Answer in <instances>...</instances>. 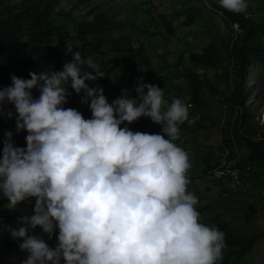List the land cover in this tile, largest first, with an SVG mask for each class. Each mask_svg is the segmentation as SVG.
<instances>
[{"label": "clouds", "instance_id": "1", "mask_svg": "<svg viewBox=\"0 0 264 264\" xmlns=\"http://www.w3.org/2000/svg\"><path fill=\"white\" fill-rule=\"evenodd\" d=\"M216 3L237 13L249 6V0ZM69 51L61 69L11 74L0 87V105H12L0 107V115L15 113L0 148V197L8 209L34 198L31 212L5 229L26 253L19 264H218L225 234L200 220L188 154L175 143L188 104L167 103L162 87L142 80L135 98L121 93L109 102L95 83L104 72L79 50ZM69 88L83 92L89 117L64 106ZM140 116L159 123L161 132L128 127ZM21 130L23 147L12 139ZM54 230L50 246L44 234L51 239Z\"/></svg>", "mask_w": 264, "mask_h": 264}, {"label": "trees", "instance_id": "2", "mask_svg": "<svg viewBox=\"0 0 264 264\" xmlns=\"http://www.w3.org/2000/svg\"><path fill=\"white\" fill-rule=\"evenodd\" d=\"M205 1L207 3L201 0L197 4L191 0H183L182 5L168 12L163 9L166 0H0V87L11 83V74L28 78L29 71L61 69L63 63L71 59L72 53L67 44L73 42V50H79L82 57H90L98 69L104 72L103 76L97 77L95 83L102 86L109 102L121 93L135 98L134 85L142 80L162 87L164 97L171 95L185 100L186 104L191 102L194 107L199 105L205 108L206 90L214 88L215 84L209 78L200 76L199 72L188 69L186 62L217 67L227 55L224 74L231 81L233 92L225 100L234 109L241 107L232 128V139L238 149L246 150L240 160L241 176L245 179L255 173L264 183V123L260 124L255 113L264 106V94H259L258 87L260 84L264 85L262 3L259 0H249L247 10L237 13L222 9L216 0ZM167 2L175 4V0ZM207 5L213 7L214 12L227 25L236 21L240 24L241 32L236 41L231 45L232 38L222 41L220 37H215L202 52H194L189 48L184 51L180 46L172 50V38L182 41V38H177L174 34L175 31L180 26L194 24L202 17L203 8L208 7ZM125 9L142 14H125L121 18V11ZM245 13L249 16L245 17ZM130 27L135 30V38L131 37L134 34L129 32ZM164 33L167 36L173 35L167 41L166 50L163 48L161 54L151 51L152 44H156L157 48L161 46L157 42L159 37H166ZM173 55H176L175 58ZM160 57L164 60L169 57V61L178 65L180 73L188 81V92H172V89L166 92L165 82L171 80L174 70H171L168 63L169 66L163 63L160 65V61L154 66L152 60ZM86 83L91 86L92 82ZM31 91L34 96H38L37 88L34 87ZM69 93L64 106L75 107L84 117H89L91 112L87 103L80 101L83 92L78 95L69 88ZM0 107L12 109L11 104ZM195 112L191 111L190 114ZM14 116V109L11 118L0 115V148L4 130H14ZM136 120L129 123L128 127L149 133L161 132V125L149 117L140 116ZM123 123L126 122H122L121 126ZM24 135V130L18 133L13 131L14 143L23 147ZM227 142L230 144L228 140H224L225 144ZM256 164L263 167V173H256ZM211 167L203 169L201 177H191L189 181L208 176L207 170ZM240 182L246 185L243 180ZM240 191L242 190L239 188L237 192ZM261 202H264V194ZM33 203L34 198H30L28 201H20L14 209H8L5 198L0 197V264H19L26 257V253L19 250L17 241L5 229L7 225H14L19 215L30 213ZM195 207L200 213L201 221L214 223L225 234V247L218 264H251L250 259L255 254L256 245L264 239V228L249 235L233 234L227 221L211 217L214 209L206 205ZM246 214L251 213L246 209ZM33 231L40 232L39 226ZM44 238L50 246H54L56 231L54 230L51 239L46 234Z\"/></svg>", "mask_w": 264, "mask_h": 264}, {"label": "rangeland", "instance_id": "3", "mask_svg": "<svg viewBox=\"0 0 264 264\" xmlns=\"http://www.w3.org/2000/svg\"><path fill=\"white\" fill-rule=\"evenodd\" d=\"M183 0H175V4H171L169 2L164 3L163 9H166L168 12H172L175 10V7L182 5ZM262 3V10H264V0H259ZM192 3L200 4L201 0H191ZM207 3V1L204 0ZM134 4V3H133ZM132 4V6H133ZM130 6V7H132ZM208 7L203 8V15L200 19L196 20V22L190 26H180L176 31L175 35L177 38H182V41L172 38V50L176 48V46H180V49H184V51H188V48L194 52H202L204 47L214 40L215 37H220L222 41H225L232 36V32L230 26L227 25L221 17L214 12V8L210 5ZM219 13V12H218ZM125 14L139 16L136 11H132L131 9H125L121 11V18ZM264 15V13H261ZM125 20V19H124ZM162 29V28H161ZM129 32L132 35V38H135L136 35L135 30L130 27ZM161 36V35H160ZM166 37H159L157 44L161 46L157 48L156 44H152L151 51H157V53H162L163 48L167 47V41L169 38L173 37V35L167 36V33H164ZM236 41V40H235ZM233 38L230 40L231 45L235 42ZM183 42V43H182ZM70 50L72 49L73 42L67 44ZM177 55V54H176ZM176 55H173L174 58ZM169 59V57H167ZM167 59V61H168ZM159 60V59H157ZM228 56L225 55L223 57V62L220 66L212 68L211 66H207L206 64H199V63H191L190 61L186 62L187 68H191L195 72H199L200 76L208 77L206 74H211L210 77L213 80H216L218 86H224L222 89L225 91L221 93V95H214V98H209L206 105H207V115L213 116V111L218 109V113L222 112L223 114L228 113L232 116L236 115V109L232 108V106L227 103L225 100L231 92H233L232 83L229 82L228 77L225 76L224 70L227 67ZM259 69L262 67L257 66ZM177 70H180L178 66ZM182 69V68H181ZM180 73V71H178ZM181 74V73H180ZM175 76V75H174ZM174 81L176 82L175 77H173ZM171 85H174L173 83ZM226 86V88H225ZM260 92L259 94L262 96L264 94V85H258ZM170 87H168L169 89ZM166 89V92H168ZM172 98L171 95H169ZM174 98V97H173ZM225 100V101H224ZM262 104H264V99L262 100ZM251 102V101H250ZM221 103V104H220ZM164 106V105H163ZM226 106V107H225ZM225 107V108H224ZM254 107V104H252ZM221 109V110H220ZM192 110V109H191ZM193 112V111H192ZM257 115V120L259 119L260 124L264 123V106L255 112ZM194 116L198 115L197 112L193 113ZM193 116V115H192ZM199 116V115H198ZM137 120L133 121L136 122ZM201 121V118L198 123ZM217 127V126H216ZM217 133V130H216ZM219 140V137H218ZM206 141V140H205ZM204 142V141H203ZM188 158L190 161V168L187 171L188 178L200 176L203 169H205L204 162L197 157L196 154L188 152ZM211 161H209L210 164ZM254 170L256 173H263V167L260 164H256L254 166ZM245 184H236L237 189L235 187L226 189L223 186L222 182L215 181L210 177H202V178H195L193 181H190L188 187L194 194L198 197V204L197 206H209L214 209L212 218L215 219L219 217L227 221L229 224L230 230L233 234H252L257 230H262L264 228V202H261V199L264 194L263 182L259 180V178L254 173L252 176L245 177ZM239 183V182H237ZM232 184V183H230ZM242 191L237 192L238 189ZM246 209L251 214H246ZM202 222L214 225V223L207 222L203 220ZM251 264H264V239L259 242L255 247V254L250 259Z\"/></svg>", "mask_w": 264, "mask_h": 264}, {"label": "crops", "instance_id": "4", "mask_svg": "<svg viewBox=\"0 0 264 264\" xmlns=\"http://www.w3.org/2000/svg\"><path fill=\"white\" fill-rule=\"evenodd\" d=\"M162 57L159 58L162 61L157 60V59L152 60V62L154 63V66H156L158 62L160 61L159 63L160 65L162 63L163 65L169 64L171 65V70H174V72H172L173 76L170 75L172 76L170 78L171 80H168V81L166 80L164 88L168 89V87H170L169 89L170 90L172 89V92L174 91L177 92V90H180L181 92H186V91L188 92L189 91L188 81L184 78V74L182 73L180 74L178 72L180 71V70H177L178 68H176V66L178 65L175 62H171L169 60L167 61L166 58H165L166 60L165 62V60L162 59ZM212 68H215V67H212ZM199 73H200V70H199ZM209 73L206 74V76H208L207 78H209V80L215 84V87L209 90H206V96H205L206 101L204 104L207 103L209 98H214V95L219 96L221 95L222 92L225 91L224 89H222V87L224 86L219 87L217 81L213 80L210 77L211 74ZM173 77H175L176 82L174 81ZM228 81L231 82L230 80ZM172 83L174 85H171ZM218 96H217V99H218ZM164 99L167 103H170L171 100L173 99V96L172 98H170L169 96H166L164 97ZM183 102L185 103V100H183ZM167 103L164 106H162V110L166 109ZM197 107L193 106V108H191L192 110L188 109L187 118L179 125L180 133L175 143L181 146L187 152V154L188 152L196 154L197 157L200 158V160L204 162V165L206 167L212 166L216 163L217 159L220 156V152H221L220 146H219L218 135H217L218 133H216V129H217L216 126L219 125L220 118L225 114H222L221 116L222 112L218 113V109H217L215 110V112L213 111V116L211 115L208 116L207 110H206L207 105H205V108L200 107L199 105ZM191 111L193 112L196 111L198 113V115L201 118V121L199 123L193 121L194 114L192 116V114H190ZM229 115H230L229 119L231 120L233 116L231 114ZM239 152H240V155H242L246 153V150L245 148H240ZM209 161H211L210 164H209ZM243 182L245 183L244 179H243ZM222 183L226 189H229L232 187H235L237 189L236 183L235 184L234 183L230 184L226 182H222Z\"/></svg>", "mask_w": 264, "mask_h": 264}, {"label": "built area", "instance_id": "5", "mask_svg": "<svg viewBox=\"0 0 264 264\" xmlns=\"http://www.w3.org/2000/svg\"><path fill=\"white\" fill-rule=\"evenodd\" d=\"M246 16L249 15L245 13V17ZM229 26L232 32L231 38H233V41H235L241 32V26L237 21L230 22ZM188 107L191 109L193 107V104L191 102H188ZM240 111L241 107H237L235 112L236 115H234L231 120L229 119L230 115L228 113H225V116H223V119L217 126L221 152L216 163L207 170L208 177L215 181L235 184L243 180L241 176L242 166L240 164L241 155L236 147L234 139H232V128L236 122L237 114ZM199 117L200 116L198 115L193 116V121H199ZM224 140H228L230 144L228 142L225 144Z\"/></svg>", "mask_w": 264, "mask_h": 264}, {"label": "bare ground", "instance_id": "6", "mask_svg": "<svg viewBox=\"0 0 264 264\" xmlns=\"http://www.w3.org/2000/svg\"><path fill=\"white\" fill-rule=\"evenodd\" d=\"M218 135V134H217ZM218 137H219V135H218Z\"/></svg>", "mask_w": 264, "mask_h": 264}]
</instances>
